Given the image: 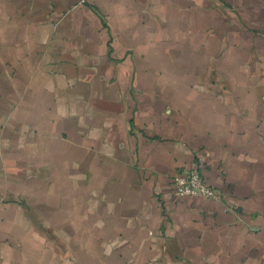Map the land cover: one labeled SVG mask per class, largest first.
I'll list each match as a JSON object with an SVG mask.
<instances>
[{
  "label": "crops",
  "instance_id": "obj_1",
  "mask_svg": "<svg viewBox=\"0 0 264 264\" xmlns=\"http://www.w3.org/2000/svg\"><path fill=\"white\" fill-rule=\"evenodd\" d=\"M0 264H264V0H0Z\"/></svg>",
  "mask_w": 264,
  "mask_h": 264
},
{
  "label": "built area",
  "instance_id": "obj_2",
  "mask_svg": "<svg viewBox=\"0 0 264 264\" xmlns=\"http://www.w3.org/2000/svg\"><path fill=\"white\" fill-rule=\"evenodd\" d=\"M172 182L175 193L179 197H204L211 199L219 197L218 191L203 178L197 166L176 172L173 175Z\"/></svg>",
  "mask_w": 264,
  "mask_h": 264
}]
</instances>
